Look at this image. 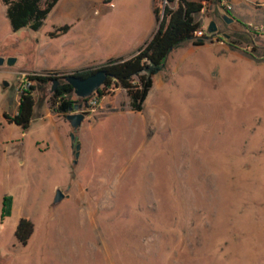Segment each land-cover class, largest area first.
I'll return each instance as SVG.
<instances>
[{
    "label": "rangeland",
    "instance_id": "374dc122",
    "mask_svg": "<svg viewBox=\"0 0 264 264\" xmlns=\"http://www.w3.org/2000/svg\"><path fill=\"white\" fill-rule=\"evenodd\" d=\"M152 1L59 0L38 30L16 31L0 1V264H264V0L207 3L204 44L169 53L140 112L113 88L74 130L45 83L28 129L4 117L31 70L91 55L98 67L150 37ZM66 23V35L45 36ZM83 31L92 53L74 43ZM20 217L33 224L26 245Z\"/></svg>",
    "mask_w": 264,
    "mask_h": 264
},
{
    "label": "trees",
    "instance_id": "16d2710c",
    "mask_svg": "<svg viewBox=\"0 0 264 264\" xmlns=\"http://www.w3.org/2000/svg\"><path fill=\"white\" fill-rule=\"evenodd\" d=\"M0 1L5 6V16L13 31L23 27L38 30L58 2V0ZM156 1H152L156 29L135 51L127 56L109 57L98 67L86 66L69 72L85 77L99 68L106 69L108 76L95 93L86 98L75 96L72 86L63 80L66 72L44 70L43 72L48 73L47 75L28 74L27 79L30 83L20 92L16 112L13 115L4 113L7 122L19 126L22 130L28 129L35 105L36 85L53 84L54 80H59V83L51 93L49 103L51 110L58 114L66 116L75 104H82L83 112L86 113L92 108L88 100L93 95L96 100H100L113 88H121L125 91L130 110L142 111L153 84V77L161 70L169 53L186 41H191L195 45L204 44V37L199 38L196 35L200 28L196 14L201 12L211 0H164L162 7H157ZM69 28L70 25L64 24L48 34L55 37L68 31ZM11 210L12 196L5 195L2 198L1 216H9ZM32 232V222L25 217H20L14 230L17 242L26 245Z\"/></svg>",
    "mask_w": 264,
    "mask_h": 264
},
{
    "label": "water",
    "instance_id": "95a60500",
    "mask_svg": "<svg viewBox=\"0 0 264 264\" xmlns=\"http://www.w3.org/2000/svg\"><path fill=\"white\" fill-rule=\"evenodd\" d=\"M224 20L226 22H230L231 19L228 18L226 15L223 16ZM217 30V24L215 21L211 20L208 24L207 31L209 33H214ZM15 58L9 57L7 59L8 64H12L14 62ZM4 61L2 57H0V64ZM108 76L107 70L104 68H99L95 72L85 76L81 77L78 75H75L73 73H67L63 77V80L68 82L72 88L73 92L77 97L80 98H86L89 97L92 93H95L98 88H100L106 77ZM59 80H54L53 84L51 86V92L56 88L58 85ZM9 83L8 81L4 80L3 85L7 86ZM82 104H75L73 108H71L70 112L65 116L66 120L70 123V125L73 127L74 130L77 129V127L81 124L83 121L86 113L82 110ZM70 138L72 140V147H73V153L75 158L79 156V150H80V144L78 142V136L73 132L70 133ZM73 162L75 163L76 160L74 159ZM64 194L61 191V189H56L53 202L57 203L63 198Z\"/></svg>",
    "mask_w": 264,
    "mask_h": 264
},
{
    "label": "crops",
    "instance_id": "0c3cea01",
    "mask_svg": "<svg viewBox=\"0 0 264 264\" xmlns=\"http://www.w3.org/2000/svg\"><path fill=\"white\" fill-rule=\"evenodd\" d=\"M153 16H154V14H153ZM154 23L156 24L155 18H154ZM66 24H68V23H66ZM68 25H70V24H68ZM70 27H71V25H70ZM152 32L153 31H151V34H152ZM67 33H68V31H66V32H64V33H62V34H60L58 36H55V37H51V36H49V34L45 35V36L47 38H49V39H53V38H57V37L62 36V35H66ZM90 34H91L90 31H83L82 34L79 37H77V39L74 41V43L76 45H78L79 50H81V51L84 50L85 53H92L93 46L91 44V41L89 40V37H91ZM145 40L146 39H144L142 42H140L138 44H135L134 45L135 48L133 50H131L129 52H126V53H123V54H120V55H129V54H131ZM95 61L96 60L93 59V55H91V56H89V59H84V60L81 59L77 63L75 62V63H71V64H68V65H65V66H60V65L59 66H48V65H46V66L39 67L37 69H33L31 71H35V72H43L44 70L73 71L74 69H78V68H81V67L91 66V65L96 63Z\"/></svg>",
    "mask_w": 264,
    "mask_h": 264
},
{
    "label": "built area",
    "instance_id": "2783aa9c",
    "mask_svg": "<svg viewBox=\"0 0 264 264\" xmlns=\"http://www.w3.org/2000/svg\"><path fill=\"white\" fill-rule=\"evenodd\" d=\"M226 8H227V9H230V6L228 5ZM259 30L264 31V27H263V26L259 27ZM31 74H43V75H47L48 73H46V72H32ZM49 74H50V73H49ZM28 83H30L29 80L26 82L25 85H27ZM25 85H24V86H25ZM24 86H23V87H24ZM92 103H93V101H92Z\"/></svg>",
    "mask_w": 264,
    "mask_h": 264
}]
</instances>
